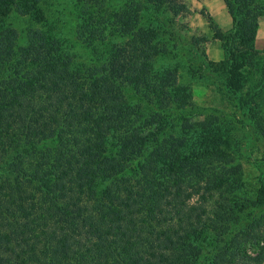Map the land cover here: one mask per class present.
<instances>
[{
	"label": "trees",
	"instance_id": "obj_1",
	"mask_svg": "<svg viewBox=\"0 0 264 264\" xmlns=\"http://www.w3.org/2000/svg\"><path fill=\"white\" fill-rule=\"evenodd\" d=\"M54 1L76 7L70 38L52 0H0V264H264V174L248 194L240 180L242 140L264 137V0H225L220 62L158 13L166 0ZM188 46L232 116L196 118Z\"/></svg>",
	"mask_w": 264,
	"mask_h": 264
},
{
	"label": "rangeland",
	"instance_id": "obj_2",
	"mask_svg": "<svg viewBox=\"0 0 264 264\" xmlns=\"http://www.w3.org/2000/svg\"><path fill=\"white\" fill-rule=\"evenodd\" d=\"M190 1L191 0H166V5L164 7H161L158 10V13L162 14L165 18H168L171 21L172 26L178 27L185 39H187L188 41L197 40L199 42L197 50L200 53L205 54V57L208 60L213 62H220L221 60L225 59L226 55L225 46L223 43L224 40L222 39L223 33H227L230 30L231 22L233 23V19H228L226 12L223 15L222 13H216L215 11L213 13H210L208 11L205 20L203 14H200H205L206 11H203V9L201 12H195L193 10L187 11V9L183 7L185 4L190 3ZM195 1L196 4L200 6L198 0ZM52 2L54 3V5H50L49 7L47 6L46 10L49 20H52L53 16L55 17L54 25L56 27V32H54V34L61 38H70L69 34L78 19L77 13L76 15L74 14V10L76 9V7H72L71 3L73 1H71L70 4L61 6L56 5L54 0H52ZM208 6L211 10L212 5L209 4ZM151 15L152 14H147L145 16V19L149 18V16ZM18 24L21 27H24L26 25V22L21 19ZM147 24L148 26H151L150 23L147 22ZM154 26L156 27L157 31L161 30V26H158L157 24H155ZM65 33L67 35H65ZM70 44H73V42H70ZM73 47H75L76 52L81 55L83 62L87 61V59H84L85 49L82 48V45L75 43ZM190 55H194V50L191 49L190 46L185 49L181 48L179 59L181 60L182 64L180 70L183 78H180L179 83L183 85L192 83V98L197 104V108L202 110V116L196 118H199V120L201 118L203 119V117L210 114L213 109L224 111L228 116H232L234 112H236L235 106L231 101L225 99L223 95L220 94V88L223 86L222 83H217L213 79L204 80L203 77H200V74L196 78H191L188 72L189 60H187ZM196 60L198 59L196 58ZM196 67L197 64L194 68ZM131 100L134 102L138 101L137 104H140V106H138L141 107L140 110L143 109V111L141 112L145 115V117L153 115L157 108L156 106H158L157 103L148 104L146 101L141 100V98L138 97H132ZM172 112L173 111L163 115L164 122L168 121L169 123L171 121L172 123H178L179 121H181L179 118V112ZM180 116H182V118L184 119L185 116L188 117L190 115L186 114ZM237 118L238 119H236L235 122L238 121L239 129V127H241L239 118L241 117ZM232 131L235 132V129H233ZM247 133L250 132L247 131ZM242 146H244L241 156L243 170L240 180L242 184V191L248 194L251 193L253 189L259 187L260 178L264 174V137L257 136L255 133L251 132V134H249L248 137L245 138V140H242ZM250 252L253 253L252 248H250Z\"/></svg>",
	"mask_w": 264,
	"mask_h": 264
},
{
	"label": "crops",
	"instance_id": "obj_3",
	"mask_svg": "<svg viewBox=\"0 0 264 264\" xmlns=\"http://www.w3.org/2000/svg\"><path fill=\"white\" fill-rule=\"evenodd\" d=\"M198 2L200 6L196 4L195 0H191L190 3L186 4L187 11L193 10L195 12H201L203 9V11H206L205 14L204 13H200V14H203V16L205 17L204 18L205 20H206V14H208V11L210 13L211 12L213 13L215 11L216 13H222L223 15L226 12L228 19L231 18L232 20V16L228 11L225 0H198ZM209 4L212 5L211 10L209 9V6H208ZM232 26H233V23L231 22L230 27ZM255 45L258 50L264 49V16L261 17L259 20V27H258V32L256 35Z\"/></svg>",
	"mask_w": 264,
	"mask_h": 264
}]
</instances>
